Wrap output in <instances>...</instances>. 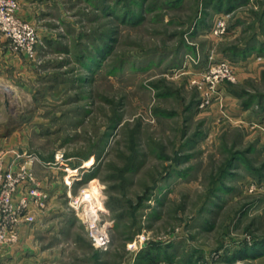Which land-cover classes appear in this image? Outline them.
<instances>
[{"label": "rangeland", "instance_id": "obj_1", "mask_svg": "<svg viewBox=\"0 0 264 264\" xmlns=\"http://www.w3.org/2000/svg\"><path fill=\"white\" fill-rule=\"evenodd\" d=\"M17 1L40 43L34 73L0 76L26 88L0 95V143L38 158L37 240L84 189L105 264H264V0ZM220 59L233 80L211 87Z\"/></svg>", "mask_w": 264, "mask_h": 264}, {"label": "built area", "instance_id": "obj_2", "mask_svg": "<svg viewBox=\"0 0 264 264\" xmlns=\"http://www.w3.org/2000/svg\"><path fill=\"white\" fill-rule=\"evenodd\" d=\"M18 11L17 0H0V43L6 40L13 53L34 61L40 43L39 35L36 26L23 19ZM224 28V21L216 19L213 32H222ZM231 68L228 61L217 60L203 72V79L211 87L220 79L233 80ZM204 101H207L205 97ZM8 154H11L9 159ZM35 161H38L35 153L8 152L0 146V248L15 244L20 224L35 222L36 213L43 211L47 205L49 194L33 172ZM66 183L70 186L71 181L67 178ZM81 192V197L69 195L68 205L74 209L81 224H85L93 247L105 250L112 239L105 224L99 223L100 206L97 204L96 209L84 207L82 200L90 195L86 196L84 189Z\"/></svg>", "mask_w": 264, "mask_h": 264}, {"label": "crops", "instance_id": "obj_3", "mask_svg": "<svg viewBox=\"0 0 264 264\" xmlns=\"http://www.w3.org/2000/svg\"><path fill=\"white\" fill-rule=\"evenodd\" d=\"M18 14L23 18L27 19V15L23 9L19 8ZM34 64L26 58V56L13 53L9 48L6 40L0 43V76L7 77L12 75L29 76L34 73ZM10 73V74H9ZM7 79V78H6ZM2 80V79H1ZM10 81V80H9ZM0 87V95L4 94L6 98L16 96L20 90H25L24 86H20L17 83L6 81ZM3 122H0L2 125ZM12 135L11 132L0 131V141L2 137ZM4 149L6 146L1 145ZM12 151H18L14 149ZM11 154L7 155L9 159ZM33 167L35 170L39 169V164L34 163ZM43 187V186H42ZM44 188V187H43ZM45 189V188H44ZM46 190V189H45ZM48 191V190H46ZM50 191H48V194ZM51 194H49L47 204L51 201ZM48 207V205H47ZM50 214L45 209L36 213L35 222L32 223H21L19 230L18 243L7 245L0 248V264H105L104 250L95 249L87 240L86 233L84 238L79 240H64L61 235L67 230L63 228L69 226H55L54 228L48 229V233L54 230V240L49 243H44L37 240L36 235L40 232L46 231L44 224L48 221ZM74 219H77L74 216ZM68 224V223H67ZM70 227L81 228L83 224L79 223L78 219L76 223H70ZM82 234H80L81 236ZM89 250L92 252V258L89 255Z\"/></svg>", "mask_w": 264, "mask_h": 264}, {"label": "trees", "instance_id": "obj_4", "mask_svg": "<svg viewBox=\"0 0 264 264\" xmlns=\"http://www.w3.org/2000/svg\"><path fill=\"white\" fill-rule=\"evenodd\" d=\"M232 3H234V2H232ZM253 47H254V48H256L254 45H253ZM253 47H251V48H253ZM251 48H248V49H250V50H251ZM254 48H253V49H254ZM256 50H257V49H256ZM248 51H249V50H248ZM247 53H248V52H247ZM247 53H245V55H244V56H246V54H247ZM242 56H243V55H242ZM263 245H264V243H263Z\"/></svg>", "mask_w": 264, "mask_h": 264}, {"label": "bare ground", "instance_id": "obj_5", "mask_svg": "<svg viewBox=\"0 0 264 264\" xmlns=\"http://www.w3.org/2000/svg\"><path fill=\"white\" fill-rule=\"evenodd\" d=\"M86 192H88V191H86ZM86 195H87V196H89V195H90V193H86Z\"/></svg>", "mask_w": 264, "mask_h": 264}]
</instances>
